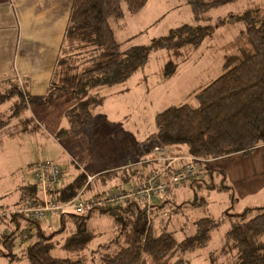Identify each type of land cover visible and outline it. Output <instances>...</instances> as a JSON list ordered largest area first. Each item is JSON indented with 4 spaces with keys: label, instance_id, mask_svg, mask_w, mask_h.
Instances as JSON below:
<instances>
[{
    "label": "rangeland",
    "instance_id": "1",
    "mask_svg": "<svg viewBox=\"0 0 264 264\" xmlns=\"http://www.w3.org/2000/svg\"><path fill=\"white\" fill-rule=\"evenodd\" d=\"M254 5L264 12V0H223L220 5L211 6L201 24L212 25V34L197 46L152 51L146 64L127 80L97 88L95 91L102 102L92 107V125H81L63 137L57 136L58 130L67 127L65 110L74 106L77 97L60 98L57 106L45 110L44 107L50 105L40 103L36 106L39 102L26 104L22 109V103L16 104L19 102L17 96L0 103V120L5 121L0 127V248L4 247V236L12 234V250L19 257L14 261L0 257V264H30L25 253L26 247L35 240L34 229L22 217H18L17 221L10 218L13 212L26 216L24 210L37 215L45 213L38 222L45 235L53 234L47 239L52 245V255L74 257L76 251L62 247L66 236L75 230L68 213H81L82 208L79 210L76 206L83 205L96 192H99L94 197L97 203L107 200L110 192L118 194V203L127 199L137 200L148 208H154L159 205L158 202L167 199L164 206L153 209L151 221L155 233L169 231L177 243L194 235L200 218L213 219L205 246L176 254L172 259L181 256L183 264H237V250L226 246L224 233L230 227V220L238 218L235 215L247 208L264 206V143L246 155L237 152L204 161L189 154L186 145L159 143L154 118L157 112L171 105H197L195 91L225 70L224 63L229 54L247 46L246 27L241 21H220L241 14L245 8ZM184 23H194L187 0H148L138 12H126L122 19L110 20L121 49L130 45H147L154 37L164 36ZM33 44L38 48L39 56L47 43ZM43 153L45 157H42ZM59 155L61 160L66 161L67 167L56 160ZM120 158L124 161L120 162ZM113 160L119 161L112 163ZM192 160L203 163L202 172L182 183H175L177 181L170 176L176 169H181L183 163ZM38 164H46L50 170L54 167L59 170L61 179L53 188L58 189L81 173L91 174H85L87 182L91 183L76 199L54 201L45 189L47 187L36 183ZM123 166L135 170V181L132 183L114 178L101 183L95 178L100 171ZM150 172L157 175L158 181H164L163 192L156 193L158 202L152 198L153 187H148L150 192H140L143 184L147 186ZM32 176L38 186L39 203L33 204L26 195L24 204L15 208L22 195V186L33 181ZM122 187L128 188V193H122L123 199L119 194ZM28 201L34 206H43L42 212L26 208ZM45 202L57 204L62 211L47 212ZM180 203L183 206L178 208ZM255 213V209L251 210L246 219ZM87 226L94 237L80 252L83 264H101L105 254L124 245L109 215L95 209L87 219ZM253 239L257 245L264 247V234L257 232L253 234Z\"/></svg>",
    "mask_w": 264,
    "mask_h": 264
},
{
    "label": "trees",
    "instance_id": "2",
    "mask_svg": "<svg viewBox=\"0 0 264 264\" xmlns=\"http://www.w3.org/2000/svg\"><path fill=\"white\" fill-rule=\"evenodd\" d=\"M147 1L71 0L62 42L53 60L52 75L45 93L33 95L16 79L0 80V103L17 96L19 102L16 104L41 102L50 105L57 99L74 96L77 97L76 103L65 110L67 127L59 129L57 136L63 137L81 125L91 126L92 107L102 102L95 91L97 88L127 80L146 64L152 51L199 45L207 35L212 34L214 28L201 24L207 10L223 2L187 0L194 17L193 24L184 23L175 27L164 36L154 37L147 45H130L121 49L110 20L122 19L126 12H138ZM235 21H241L246 27L247 46L229 54L224 63L225 70L195 91L196 106L182 103L157 112L154 123L159 143L186 145L189 154L204 161L237 152L246 155L264 143V12L254 5L220 23ZM4 123L0 120V127ZM196 163L193 176L202 172L200 168L203 163ZM182 165L184 167L185 164ZM132 169L124 167L100 171L95 178L101 183L114 178L129 184L136 173ZM150 173L147 178L151 177ZM153 179L158 182L157 175ZM90 183L81 173L72 181L48 192L54 201H69L82 194ZM29 188L32 192L28 196L37 205L38 186L33 183ZM122 191L120 195L123 199L122 193H128V188L122 187ZM95 194L83 204L87 209H82L81 213H68L75 230L66 236L62 247L76 251L74 257L52 255V245L47 239L53 234L45 235L38 220H31L19 212L11 213V219L17 221L18 217H22L34 229L35 240L26 247L25 253L30 264H83L84 258L80 252L94 237L87 226V219L95 209L111 217L124 242L118 250L105 254L101 264H183L181 256L172 258L176 254L201 248L209 240L214 220L208 217L200 218L196 222L194 235L179 243L169 231L155 233L151 213L153 209L164 206L167 199L157 201L159 205L154 208L129 199L110 206L106 200L94 202ZM182 206L183 203L177 205L178 208ZM254 209L256 213L246 219ZM235 216L238 218L230 220V227L224 233L226 246L237 250V264H264V247L257 245L253 239V234L257 232L264 234V206L247 208ZM2 243L7 249L0 248V257L9 261L18 260V255L12 250V234H6Z\"/></svg>",
    "mask_w": 264,
    "mask_h": 264
},
{
    "label": "crops",
    "instance_id": "3",
    "mask_svg": "<svg viewBox=\"0 0 264 264\" xmlns=\"http://www.w3.org/2000/svg\"><path fill=\"white\" fill-rule=\"evenodd\" d=\"M70 3L71 0H0V80L16 79L33 95L45 93L53 60L64 34ZM37 42L47 43L39 56L38 48L33 44ZM37 59L38 62H35ZM58 100L43 110L57 106ZM40 103L33 104L37 106ZM26 104L30 103H23L22 109ZM42 157H45L44 153ZM60 157H56V160L67 167L66 161ZM119 160L124 161L123 158ZM34 182L33 178V181L22 186V195L15 208L24 204L26 195L32 192L29 187Z\"/></svg>",
    "mask_w": 264,
    "mask_h": 264
},
{
    "label": "built area",
    "instance_id": "4",
    "mask_svg": "<svg viewBox=\"0 0 264 264\" xmlns=\"http://www.w3.org/2000/svg\"><path fill=\"white\" fill-rule=\"evenodd\" d=\"M196 162L197 161H194V160L185 162L184 163L185 164L184 167H182L181 169H176L173 172V174L170 176V178L173 179L174 181H177L175 183H182V182L186 181L188 177L193 176V174L196 172V168H197V165H196L197 163ZM36 173H37L36 176H35L36 183H40L43 186V188L47 187V188H45L47 191L50 190V189H56V188H53V187L57 186L59 181H60V179H61L60 173H59V170L57 169V167H54L53 170H50V167L48 165H46V164H44L43 166L38 164ZM154 176L155 175L152 174L151 177H149L150 179L148 181L147 186L144 185V187H142L143 189L141 188L142 190L140 192L141 193L148 192L149 191L148 187H153V190L151 191L152 198H156L155 199V201H156L157 200L156 193L157 192H163V190H164V189L161 188L164 185V181H158L157 182L156 181L157 179L156 180L153 179ZM121 192H123V191H120L119 194ZM110 193L108 194L107 200L106 199L105 200L107 202H109L110 205L117 203L119 201L118 194L112 195ZM147 194L148 193H146L145 195L147 196ZM74 199H76V198H74ZM43 204H45V206H47V208H46L47 212L50 211V210H51V212L52 211L54 212V211H56L58 209H61L60 207L58 208L57 204H55V203L45 202ZM26 205H27L26 208L35 209V210H37L39 212H42L43 206H34V205H32L30 203V201H28ZM85 207L86 206L82 205V204H81V206H76V208L79 209V210L81 208L83 209ZM61 211H62V209H61ZM24 213L29 219L33 218V219H36V220L42 219L43 218L42 215L45 214V213H42V215H37L36 213H34V214L31 213L29 210H27V212L24 210Z\"/></svg>",
    "mask_w": 264,
    "mask_h": 264
},
{
    "label": "bare ground",
    "instance_id": "5",
    "mask_svg": "<svg viewBox=\"0 0 264 264\" xmlns=\"http://www.w3.org/2000/svg\"><path fill=\"white\" fill-rule=\"evenodd\" d=\"M132 170H134V169H132Z\"/></svg>",
    "mask_w": 264,
    "mask_h": 264
}]
</instances>
